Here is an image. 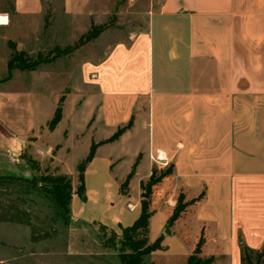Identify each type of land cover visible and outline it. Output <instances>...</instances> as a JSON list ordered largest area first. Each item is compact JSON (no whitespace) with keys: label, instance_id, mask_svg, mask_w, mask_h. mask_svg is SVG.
<instances>
[{"label":"crops","instance_id":"crops-1","mask_svg":"<svg viewBox=\"0 0 264 264\" xmlns=\"http://www.w3.org/2000/svg\"><path fill=\"white\" fill-rule=\"evenodd\" d=\"M92 1L61 0L63 14L89 17ZM13 6L12 13L0 10V30L11 29L20 52L46 28L45 11L41 0ZM6 52L0 128L16 151L37 124L41 92L29 75L9 77ZM81 74L97 95L83 127L91 128L85 148H97L83 176L85 201L71 195L74 221L121 233L139 217L140 201L135 188L125 196L120 183L130 176L129 186L139 187L170 166L172 177L156 187L157 200H165L152 208L148 240L162 241L150 264H176L177 257L187 264L200 239L199 257L212 264H240V240L264 247V0H164L143 28L85 60ZM130 121L117 140L103 143ZM181 192L186 200L203 196L165 236Z\"/></svg>","mask_w":264,"mask_h":264},{"label":"rangeland","instance_id":"rangeland-1","mask_svg":"<svg viewBox=\"0 0 264 264\" xmlns=\"http://www.w3.org/2000/svg\"><path fill=\"white\" fill-rule=\"evenodd\" d=\"M7 1L0 0V10L7 8ZM41 1L47 26L39 37L29 40L30 44L23 51L18 52L10 41H14L11 29L0 30V56H4L3 48L6 49L5 56L10 62L13 55L11 48L14 47L21 65L31 68L30 71H20L17 69L22 67L20 64H12L9 77L13 74L29 75L36 82L34 88L41 92L37 93V124L28 138L17 142L18 150L7 147L12 142L11 138L0 128V175L15 173L30 179L14 180L6 190L8 194L0 196V200L24 207L40 221L53 218L57 237L31 244L27 227L0 224V264H122L120 256L127 257L130 252L120 239L121 233L118 232L115 237L109 229L74 221L64 210L52 204L40 179L64 176L75 189V168L87 154L84 142L91 135L90 124L86 130L83 127L87 115L97 103V95L82 81L81 64L103 56L110 46L143 28L147 18L159 11L164 0H93L90 5L92 15L79 21L63 14L61 0ZM91 25H106L107 28L95 39L89 42L83 39L79 43ZM77 44L76 50L65 54L67 48ZM60 99H63L62 124L56 132L59 123L53 129L50 125L54 109L48 112L54 103L57 107ZM169 167L157 171H168L166 178H170L173 173L169 174ZM125 181L120 183L122 193L129 196L131 188H135V198L140 201L145 196L144 192L137 183H132L133 187H130L129 181L127 184ZM159 184L152 189L151 208L161 206L165 200H157L156 187ZM183 237L185 240L190 238L185 231ZM149 257H144L143 262L150 264ZM178 258L176 264H181L183 258ZM160 261L162 259L159 258L157 264Z\"/></svg>","mask_w":264,"mask_h":264},{"label":"trees","instance_id":"trees-1","mask_svg":"<svg viewBox=\"0 0 264 264\" xmlns=\"http://www.w3.org/2000/svg\"><path fill=\"white\" fill-rule=\"evenodd\" d=\"M6 13H12L14 11L13 0L6 2ZM45 23L47 18L44 19ZM106 25L95 26L91 25L90 30L79 39V43L84 39L85 42H89L100 35L105 29ZM75 45L73 48H67L65 54H70L78 48ZM13 55L11 61L7 64L8 73L12 70V64L15 66L21 65L20 59L16 57L15 48H11ZM22 66V65H21ZM20 71H30V67H17ZM62 101H58L57 107L54 111L53 119L50 123L52 129L60 122L62 118ZM132 125L130 121L126 126L117 129V131L105 142H113L117 140L126 130ZM100 143V144H103ZM97 145L92 143L90 145L87 156L76 166L75 172L77 175L76 181L77 186L75 189L72 188L69 180L64 176L55 177H44L40 179V182L47 189L48 199L53 205L61 210H64L71 218L70 213V202L71 195L74 192L82 201H85V189H84V172L87 165L93 159ZM168 171H157L153 170L150 177L145 181L141 182L139 187L144 192V197L140 200V214L136 221L131 227L121 230V240L123 245L126 246L130 254L127 257L120 256L122 264H146L143 262V258L149 256L155 251L161 250L162 237L157 238L152 244H149V223L150 218L154 213L151 208L150 196L152 189L159 184L164 178L168 176ZM173 173L172 167H169V174ZM33 178V177H31ZM130 176L126 179L128 183ZM14 180H25L30 179L21 177L15 173L13 175H0V196H6L7 189L10 188ZM121 190L123 186H120ZM202 194L191 200H186V196L181 192L176 198V204L171 212V215L167 221V224L172 227L179 219H181L188 208L193 206L196 202L202 199ZM0 224H12L21 225L28 228L29 231V242L31 244H38L44 241L52 240L57 237V230L55 229V221L53 218L48 220L40 221V219L33 215L30 211L24 207L11 202H4L0 200ZM101 227V226H100ZM105 229L104 227H101ZM111 234L116 237V234L111 231ZM202 239H200L192 253L187 259V264H212L213 258L201 259L199 257L201 253ZM239 253H240V264H264V247L258 250L249 248L242 240L239 241Z\"/></svg>","mask_w":264,"mask_h":264},{"label":"water","instance_id":"water-1","mask_svg":"<svg viewBox=\"0 0 264 264\" xmlns=\"http://www.w3.org/2000/svg\"><path fill=\"white\" fill-rule=\"evenodd\" d=\"M164 235L170 236V225H167L164 230Z\"/></svg>","mask_w":264,"mask_h":264}]
</instances>
